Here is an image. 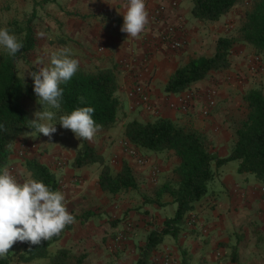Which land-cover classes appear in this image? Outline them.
Returning <instances> with one entry per match:
<instances>
[{"label":"crops","instance_id":"obj_1","mask_svg":"<svg viewBox=\"0 0 264 264\" xmlns=\"http://www.w3.org/2000/svg\"><path fill=\"white\" fill-rule=\"evenodd\" d=\"M172 1L148 0L145 3L148 23L138 37L132 38L121 31L125 0H0V9L10 17L16 10L25 12V19L29 20L37 42L30 52L32 58H40L48 65L51 51L69 47L79 61L78 70H114L118 82L116 94L120 101L118 121L109 129H99L90 143L100 146L102 153L105 150L114 163L122 160L117 171L122 162H127L139 190L153 189L170 179L179 158L173 150H148L143 154L147 163L140 164L136 157L115 143L119 137L126 141L124 124L127 121L166 117L184 131L199 134L210 152L226 157L230 154L237 127L248 114L244 95L254 84L253 78L243 76L239 68L226 69L191 85L189 89L197 90L198 96L187 111L167 104L166 98H176L186 91L165 92L163 86L168 76L190 57L194 39L204 40L199 27L204 22L192 17L190 0H174L175 6ZM161 3L166 6L165 16L161 21L153 22L149 18L151 9ZM179 17L182 18L179 33L186 43L173 50L160 40L159 33L170 24L177 25ZM41 32L45 34L43 37L39 35ZM137 81L147 85L154 109L134 106L129 91ZM211 89L215 90L216 105L208 116H203L201 108ZM56 127L57 132L51 137L42 133L35 137L31 132L16 138L10 145L6 167L18 180L24 181L29 178L26 160L36 158L48 165L58 184L64 185L63 188L58 185L57 190L64 193L68 211L77 215L80 221L90 222L92 233L99 232L101 227L96 226V220L107 219L115 206L113 198H102L106 190L98 184L101 167L93 163L79 167L68 164V157L74 159L79 150L80 138L75 136L71 142L67 134L72 131L62 128L59 122ZM69 143L73 147L66 156L60 150ZM61 157L66 159L62 163L58 160ZM223 164L215 166L216 173L222 180L229 178L227 185L232 190L223 198H217L214 192L207 196V192L194 203L176 235L167 234L168 237L165 235L160 243L156 253L158 257L162 256L160 260H164L161 264H264V186L252 175L237 173L240 177L235 176L238 165L235 172L227 173ZM157 165L158 173L154 177ZM237 186L241 189L234 191ZM139 199L140 203L148 199L150 206L143 205L142 210L149 209L161 221L175 212L171 208L172 198L167 194L157 201L154 198ZM87 210L92 212L88 219L78 217ZM111 225V222L105 223L104 229L111 228ZM15 251L20 250L10 248L9 264L36 262L18 261Z\"/></svg>","mask_w":264,"mask_h":264},{"label":"trees","instance_id":"obj_2","mask_svg":"<svg viewBox=\"0 0 264 264\" xmlns=\"http://www.w3.org/2000/svg\"><path fill=\"white\" fill-rule=\"evenodd\" d=\"M190 1L193 18L215 22L240 0ZM4 27L15 35L22 33L18 39L23 41V47L15 57L9 56L6 50L0 48V125H3L0 128V167L6 166L8 162L12 142L19 136L33 132L29 126L31 118L24 107V99L38 102L33 83L20 76L16 68V62L21 59L27 61L28 54L36 47L32 26L29 20L19 22L13 19ZM240 36L258 54H264V0H253L252 8L241 24ZM231 45L230 37L219 36L211 55L190 57L168 76L163 90L168 93L182 92L212 72L227 69L230 66ZM60 86L64 89L61 111L90 105L95 109L93 118L100 125L99 129H109L117 123L120 101L116 94L118 82L113 69L78 70L67 83ZM244 99L248 114L237 127L230 154L226 157H218L210 152L199 134L184 131L166 117L157 116L148 121L131 119L124 124V136L136 149L173 150L179 158L173 176L157 187L154 198L157 201L164 193L169 194L176 204L175 212L164 219L161 228L148 233L134 264H152L150 254L164 236L176 235L187 212L207 193L208 183L215 175L212 163L219 166L230 159H237L238 172L253 174L264 186V93L260 88H251L245 93ZM39 106L41 107L40 104ZM80 140L73 165L79 167L99 163L101 168L98 184L102 190L117 193L138 187L127 162H122L120 169L112 173L110 166L104 162L103 155L87 140ZM25 166L32 178L43 181L52 190H57L58 180L48 165L33 158L26 160ZM146 201L149 202L148 199ZM91 214L87 210L78 217L85 220ZM59 238L60 234L49 240H42L39 245L28 243L22 250L15 252L16 259L20 262L42 259L44 264H87V253L84 251L76 253L67 247L50 250V246ZM10 261L9 249V253L0 259V264H9Z\"/></svg>","mask_w":264,"mask_h":264},{"label":"rangeland","instance_id":"obj_3","mask_svg":"<svg viewBox=\"0 0 264 264\" xmlns=\"http://www.w3.org/2000/svg\"><path fill=\"white\" fill-rule=\"evenodd\" d=\"M189 2L192 7L191 1ZM252 3L253 0H240L228 13L222 15L219 20L215 22L202 21L204 22V24H200L199 27L202 28L201 32L204 36V40H201L200 42L199 40L194 39L192 44L193 51L190 57L211 55L214 52L216 39L219 36H228L232 39V45L229 54L230 66L227 69L239 68V70L243 72V76L246 75V77L249 78V75L250 78H253L254 84L250 87V89L260 88L264 93V54H258L255 48L243 41L240 36L241 24L246 17V13L252 8ZM13 19L18 20L19 22H24L25 12L23 10H16L10 17V15L4 13L0 9V26H6L8 24V21L12 22ZM16 36L17 38H20L22 36V33H18L16 34ZM30 54L31 53L28 54L27 61H24L22 59L18 60L16 62V68L20 76L33 83L32 78L30 75H28L26 69L28 71H33L37 70L39 67L47 66V64L42 62L40 58H32ZM254 56L259 57L260 68L252 72L249 71V60ZM224 70L212 72L209 76L218 74V72H222ZM23 104L28 116L31 119H34L35 111L41 108L38 102L34 99L27 98L24 99ZM67 136V139L71 142L72 138H75V135L72 132H68ZM87 142L91 144L90 141L87 140ZM124 142L125 140L119 137L117 138L115 143L119 145L122 150L126 151ZM64 145L65 146L63 147H65V149L60 151H64L63 153L68 156V153L72 151L73 144L69 143L67 145ZM94 147L103 155L104 162L110 166L112 173H116L118 164H120V161L122 160H117V163H114L113 161H111L105 150L102 153V148H99L100 146ZM136 151L139 157L143 159V161L139 163L142 165L147 163V158H145L144 155L149 151L145 149H136ZM58 160H60V162L62 163L63 160L66 159L64 157H61ZM237 162V159H230L223 164V168L225 169V171H227V173H233V171L235 172V169L238 165ZM68 164L73 165V159L71 157H68ZM93 164L95 166H100V164L97 162ZM158 165L154 167V177H156V174L158 173ZM215 166V163H212L211 167L215 171V175L214 178L208 183L207 196H210L214 192L217 198H223L228 196L229 190H232L230 189V186L227 185L228 181L230 180L229 178H225L224 180H222L220 177H218L216 173L217 166ZM219 170L221 171V169ZM237 173L240 172L236 171L234 173L235 176H239ZM240 174L252 175V177L255 178V176L250 173ZM56 175H58V172H56ZM161 184L162 183H160L159 185ZM159 185H156L153 189L150 190H144L145 188L139 190V188L137 187L136 189L119 191L117 193L104 191L102 198H113L115 206L112 211H109L110 215L107 217V219L105 217H102L96 220V222L98 223L96 224V226L98 225V227H101L100 231L92 233V228L89 225L90 222L85 223L83 221H80L77 218V215H74L75 222L65 227V229L60 233V238L50 246V250L53 251L59 247H67L72 249L76 253L84 251L87 253V264H134L139 256L140 248L145 244L148 233L153 229L161 228L163 224V221H161L162 219L156 218L153 213H150L149 209H146L144 211L142 210L143 205L146 206V204H148V206H150L149 202H147L146 200L142 201V205L139 202V198H155V191ZM235 188H233L234 191H238L237 189H241L238 186ZM164 194L161 196V198L164 196ZM171 208H174L175 210L176 204L173 203ZM171 214H173V212H171ZM110 222L112 224L110 226L111 228L104 229L105 223ZM165 237H168V235H166ZM28 243L29 242L17 241L16 243H14V246L12 245L11 249L18 248V250H22L23 247ZM159 245L150 254L152 264H161L164 261L162 259L160 260V257L162 256L158 257L156 253L159 249ZM33 264H44V262L42 259H40L36 260V262Z\"/></svg>","mask_w":264,"mask_h":264},{"label":"clouds","instance_id":"obj_4","mask_svg":"<svg viewBox=\"0 0 264 264\" xmlns=\"http://www.w3.org/2000/svg\"><path fill=\"white\" fill-rule=\"evenodd\" d=\"M121 31L136 38L148 23L145 0H125ZM41 37L45 34L39 33ZM23 47V41L6 27H0V48L15 57ZM79 61L69 47L53 50L49 53L47 66L26 71L33 81V90L41 108L29 120L30 129L35 137L42 133L51 137L57 132L56 124L70 129L80 139L93 140L100 125L93 118L95 111L90 105L80 106L71 111L62 110L64 89L78 71ZM3 125H0L2 128ZM18 180L8 167H0V259L17 241L39 245L59 235L67 225L75 222L66 206L64 193L52 190L43 181L32 178Z\"/></svg>","mask_w":264,"mask_h":264},{"label":"built area","instance_id":"obj_5","mask_svg":"<svg viewBox=\"0 0 264 264\" xmlns=\"http://www.w3.org/2000/svg\"><path fill=\"white\" fill-rule=\"evenodd\" d=\"M148 0H145V3ZM172 5H176V1H172ZM166 13L165 4L161 3L154 7H152L149 18L153 22L161 21ZM182 18L179 17L178 24H170L166 27L165 30H162L159 33V38L161 41L167 44L170 49L176 50L182 48L186 39L179 33ZM249 71H256L259 67V57L254 56L249 60ZM130 96L132 97L134 106L144 107L148 110H152L155 108V104L153 103L147 85L143 82L137 81L134 83L129 91ZM198 96L197 90H186L183 93H180L176 98H166L167 104L175 109H180L182 111H187L191 104L194 102L196 97ZM216 105V96L215 90L211 89L207 94L203 106L201 108V114L203 116H208L211 112V109ZM125 150L136 157L138 162H142L143 159L139 157L136 148H134L127 140L124 142ZM63 183L59 182V188H63ZM155 264V263H154Z\"/></svg>","mask_w":264,"mask_h":264}]
</instances>
